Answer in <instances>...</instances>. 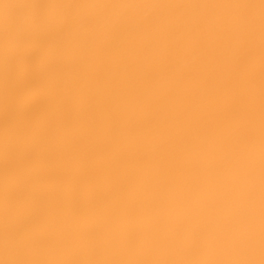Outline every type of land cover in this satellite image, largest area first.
I'll return each instance as SVG.
<instances>
[{
	"label": "snow or ice",
	"instance_id": "1",
	"mask_svg": "<svg viewBox=\"0 0 264 264\" xmlns=\"http://www.w3.org/2000/svg\"><path fill=\"white\" fill-rule=\"evenodd\" d=\"M0 264H264V0H0Z\"/></svg>",
	"mask_w": 264,
	"mask_h": 264
}]
</instances>
